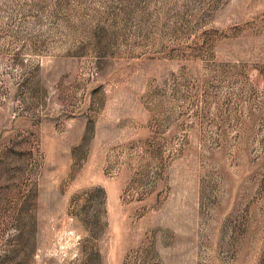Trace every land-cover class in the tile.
Returning <instances> with one entry per match:
<instances>
[{"label":"rangeland","instance_id":"obj_1","mask_svg":"<svg viewBox=\"0 0 264 264\" xmlns=\"http://www.w3.org/2000/svg\"><path fill=\"white\" fill-rule=\"evenodd\" d=\"M0 264H264V0H0Z\"/></svg>","mask_w":264,"mask_h":264}]
</instances>
